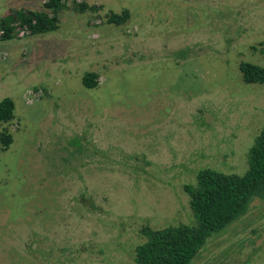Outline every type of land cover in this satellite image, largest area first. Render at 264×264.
Instances as JSON below:
<instances>
[{
	"label": "rangeland",
	"instance_id": "obj_1",
	"mask_svg": "<svg viewBox=\"0 0 264 264\" xmlns=\"http://www.w3.org/2000/svg\"><path fill=\"white\" fill-rule=\"evenodd\" d=\"M86 1L55 31L0 40V100L16 106L0 264H134L141 229L192 223L185 184L204 167L244 173L264 125V83L239 68L264 65V0ZM43 2L0 0V18ZM192 264H264V201Z\"/></svg>",
	"mask_w": 264,
	"mask_h": 264
},
{
	"label": "trees",
	"instance_id": "obj_2",
	"mask_svg": "<svg viewBox=\"0 0 264 264\" xmlns=\"http://www.w3.org/2000/svg\"><path fill=\"white\" fill-rule=\"evenodd\" d=\"M69 1L44 0V9L41 10L13 9L0 18V40H10L18 31L44 34L57 30ZM71 1L74 9L80 12L94 8L86 0ZM129 14L128 9L121 13L112 12L108 20L121 24ZM239 68L246 83H264V65L243 60ZM98 78L96 72L89 71L83 76V84L95 88ZM15 108L11 97L0 100V144L3 150L8 149L14 139L4 124L14 119ZM247 157L248 168L242 174L210 167L199 169L195 181L184 186L194 221L162 228L144 226L141 232L145 240L135 248L134 264H192L209 239L244 216L253 200L264 201V125L255 136Z\"/></svg>",
	"mask_w": 264,
	"mask_h": 264
}]
</instances>
